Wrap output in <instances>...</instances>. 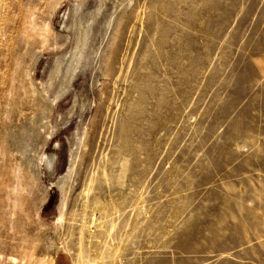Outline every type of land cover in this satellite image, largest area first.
<instances>
[{
  "label": "rangeland",
  "instance_id": "rangeland-1",
  "mask_svg": "<svg viewBox=\"0 0 264 264\" xmlns=\"http://www.w3.org/2000/svg\"><path fill=\"white\" fill-rule=\"evenodd\" d=\"M0 6V264H264V0Z\"/></svg>",
  "mask_w": 264,
  "mask_h": 264
},
{
  "label": "bare ground",
  "instance_id": "bare-ground-1",
  "mask_svg": "<svg viewBox=\"0 0 264 264\" xmlns=\"http://www.w3.org/2000/svg\"><path fill=\"white\" fill-rule=\"evenodd\" d=\"M0 2H1V0H0ZM1 7V6H0ZM1 11V10H0ZM9 48H7V49H9L10 51L12 50V48L10 47V45L8 46ZM13 47V46H12ZM9 50H8V52H9ZM4 52V51H3ZM11 54V53H10ZM6 55V54H5ZM9 55V54H8ZM77 69H78V60L77 61H75L74 59H72L71 60V62H70V65L67 67V70H66V74H67V76H69V81L71 82L72 81V79L74 78V76H75V73H76V71H77ZM14 189H16V187H14ZM62 218H63V216H62ZM61 222V221H60ZM24 259V261H25V258H23ZM27 259V258H26ZM23 261V262H24Z\"/></svg>",
  "mask_w": 264,
  "mask_h": 264
}]
</instances>
